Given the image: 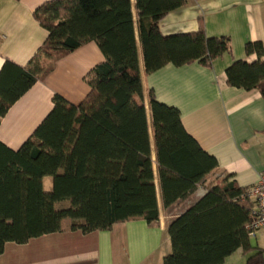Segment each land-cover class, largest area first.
<instances>
[{"label":"trees","instance_id":"trees-1","mask_svg":"<svg viewBox=\"0 0 264 264\" xmlns=\"http://www.w3.org/2000/svg\"><path fill=\"white\" fill-rule=\"evenodd\" d=\"M184 0H52L33 16L47 38L26 67L5 61L0 70V120L54 63L88 42L104 57L86 76L90 91L73 105L55 95L52 109L17 150L0 142V256L9 243L24 245L69 230L82 234L114 224L158 220L154 165L163 206L205 193L167 227L170 253L162 264H224L236 250L245 264H264L247 227L253 203L229 177L207 180L216 159L185 131L180 112L148 95L143 102L138 43L146 74L167 65L204 66L231 54L227 37L196 32L163 36L160 21ZM137 19L138 39L134 29ZM252 63L233 61L228 86L264 96V46L247 42ZM151 139L154 159L152 158ZM52 179L51 191L42 185ZM252 253V254H251Z\"/></svg>","mask_w":264,"mask_h":264},{"label":"crops","instance_id":"crops-1","mask_svg":"<svg viewBox=\"0 0 264 264\" xmlns=\"http://www.w3.org/2000/svg\"><path fill=\"white\" fill-rule=\"evenodd\" d=\"M52 0H0V70L9 61L26 67L47 38V31L34 19L35 10ZM134 11L135 0H131ZM202 28L208 38L227 37L231 54H223L210 66L193 62L181 67L167 65L146 74L138 43V61L143 102L150 124L148 95L180 112L185 131L203 151L213 156L217 168L206 179L229 177L240 189L257 183L264 175V96L257 90L243 91L228 86L225 70L233 61L248 63L247 42L264 46V0H184L159 23L163 36L189 34ZM135 35L137 19L134 15ZM104 57L94 42H88L56 61L50 73L36 82L0 120V142L17 150L32 135L52 109L58 95L78 105L89 93L88 73ZM264 61V57H263ZM152 158L154 159L151 139ZM154 170L158 220L114 224L109 230L82 234L69 230L64 221L60 233L32 239L24 245L9 243L0 264H162L170 253L168 224L205 193L204 185L184 201L168 208L162 203ZM46 178L42 180L43 188ZM48 180V179H47ZM52 179L46 181L51 191ZM256 248L264 249V228L253 237ZM251 240V239H250ZM252 254V253H251ZM241 249L224 264H245Z\"/></svg>","mask_w":264,"mask_h":264},{"label":"built area","instance_id":"built-area-1","mask_svg":"<svg viewBox=\"0 0 264 264\" xmlns=\"http://www.w3.org/2000/svg\"><path fill=\"white\" fill-rule=\"evenodd\" d=\"M245 198L253 203V215L247 227L248 235L253 237L264 228V175L258 179L256 184L246 189Z\"/></svg>","mask_w":264,"mask_h":264},{"label":"rangeland","instance_id":"rangeland-1","mask_svg":"<svg viewBox=\"0 0 264 264\" xmlns=\"http://www.w3.org/2000/svg\"><path fill=\"white\" fill-rule=\"evenodd\" d=\"M47 179L49 180L50 178H46V180H45V184H44V187H45V188H46V181H48ZM45 188H44V190L46 191ZM189 199H190V197H189ZM250 243H251V245H254V246H255V243H254L253 238H251Z\"/></svg>","mask_w":264,"mask_h":264}]
</instances>
